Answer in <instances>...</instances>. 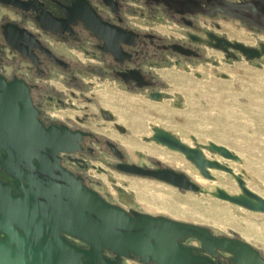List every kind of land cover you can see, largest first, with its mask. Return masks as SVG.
I'll return each mask as SVG.
<instances>
[{"label":"flooded vegetation","instance_id":"obj_1","mask_svg":"<svg viewBox=\"0 0 264 264\" xmlns=\"http://www.w3.org/2000/svg\"><path fill=\"white\" fill-rule=\"evenodd\" d=\"M166 24L182 27V36L164 34L161 29ZM231 24L239 25V35L255 36L257 44L231 38L223 31ZM238 43L255 49L257 59L264 60V0H0V79L12 91L5 94L17 98L5 110L0 106L1 122L4 118L16 121L11 132L0 123L1 145L4 137H12L13 144L4 142L13 153L12 163L4 162L7 150L0 145V165L13 172L0 167V184L12 196L21 197L20 186L30 184L29 179L44 186L67 180L74 186L80 183L121 209L128 222L143 221L141 215L153 217L147 220L151 235L168 243L179 236L189 264H264V252L237 236L218 234L206 226L208 230L176 226L163 219L178 220L136 208L133 196L117 184L109 169L155 180L164 170L176 169L151 154L147 159L140 154L142 160L132 159L119 138L129 130L117 122L113 110L99 109L98 117L113 124L111 134L101 132L76 116L78 106L70 97L93 87L117 88L156 104L169 100L180 109L185 100L181 92H168L173 86L169 71L181 63L206 61L208 49L227 60H239L243 54ZM215 64L212 71L220 75ZM196 76L203 75L197 71ZM48 131L60 138L56 147L26 146V135L45 138ZM152 135L151 130L147 137ZM95 169L99 174L110 172L107 180L116 194L99 174L92 173ZM62 236L79 249L90 248L77 237L64 232ZM4 238L0 233V239ZM103 256L95 264H157L143 261L134 252L119 256L105 249Z\"/></svg>","mask_w":264,"mask_h":264},{"label":"rangeland","instance_id":"obj_2","mask_svg":"<svg viewBox=\"0 0 264 264\" xmlns=\"http://www.w3.org/2000/svg\"><path fill=\"white\" fill-rule=\"evenodd\" d=\"M181 28L166 24L161 30L170 36H182ZM223 31L228 32L231 38H240L248 45L257 44L255 36L245 32L242 33L244 35H239L237 24H231ZM206 52V61L188 64L189 70L187 63H181V66H174L169 71L168 78L173 86L169 87L168 92H181L185 96L182 109L172 106L169 100L156 104L146 96H131L117 88L101 90L100 87H93L75 96L70 95L78 106L76 116L86 118V122H83L86 126L111 134L113 124L98 117L99 109L105 108L106 101L109 100L113 104L111 109L117 116V122L129 130L127 135L119 138L126 144L132 159L142 160L141 156L147 159L149 154L155 155L164 164L187 174L205 191L218 186L228 192L239 193L237 183L227 173L213 171L217 181L200 182L196 178L201 177L198 171L181 154L163 150L159 145L146 142L143 137L150 133V124L154 123L174 130L191 145V134L201 143L212 141L224 145L243 162L227 161L219 156L215 158L226 162L237 173L245 171L248 187L264 197V60L247 61L244 56L239 60H227L215 50L208 49ZM215 63L220 72L230 76L229 79L215 76L212 71ZM197 71L203 76L197 77ZM134 128L138 132L136 136ZM131 140L134 144L130 148ZM207 155L213 157L209 152ZM167 157H172L174 164ZM109 170L113 171L117 184L133 196L134 206L139 210L206 226L218 234L237 236L264 252V214L247 211L209 194L184 191L163 181L127 176L113 169ZM92 173L99 174L96 169ZM107 174L99 175L116 194L112 182L107 180ZM228 179L233 188L224 186ZM137 183L144 184L145 197L134 187ZM168 192L186 203L182 206H164L165 202L162 203L158 197H167ZM248 221L258 223L257 237L249 238L237 227L236 223L239 222L245 228Z\"/></svg>","mask_w":264,"mask_h":264},{"label":"water","instance_id":"obj_3","mask_svg":"<svg viewBox=\"0 0 264 264\" xmlns=\"http://www.w3.org/2000/svg\"><path fill=\"white\" fill-rule=\"evenodd\" d=\"M237 45L247 61L259 57L255 49L239 43ZM0 84L3 85V89L0 88L3 92L0 106L5 110L17 98L5 94L12 92L5 81L0 79ZM177 96L181 98V95ZM2 113L7 115L8 112ZM10 114L11 112L8 113ZM0 123L6 125L11 132L16 121L4 118ZM150 127L153 135L144 136L143 140L181 154L208 181H217L213 171L227 173L235 180L240 192L231 193L218 186L205 191L187 174L171 168L164 170L161 175L156 174L158 180L184 191L209 194L247 211L264 214V197L248 187L245 171L237 173L226 162L215 158L219 156L227 161L242 163L243 160L235 152L212 141L201 143L193 134L190 135L193 145H190L174 130L153 124ZM11 138L4 137V141L1 140L3 144L0 143L7 150L4 162L9 163H12L13 153L4 142L8 141V145L13 146ZM24 140L26 146L37 149L45 146L54 148L60 138L53 132L50 135L48 131L45 138L30 133ZM207 152L213 157H209ZM0 167L13 173L11 167ZM29 181L27 186H20L24 190L21 197L12 196L9 189L0 184V233L5 235L4 239H0V264H95L97 260H104L105 249H110L119 256L134 252L148 263L189 264L186 258L189 253L179 244V236H173L172 242L168 243L166 238L161 240L151 235L152 228L147 220H152L153 217L141 215L143 221L137 219L128 222L121 209L107 204L80 183L74 186L67 180L65 184L51 182L44 186L37 180ZM16 183L19 184L18 180ZM163 220L180 227L208 230L195 224L165 218ZM63 232L85 241L90 248L82 250L71 245L62 236ZM83 258L86 260L83 261Z\"/></svg>","mask_w":264,"mask_h":264},{"label":"bare ground","instance_id":"obj_4","mask_svg":"<svg viewBox=\"0 0 264 264\" xmlns=\"http://www.w3.org/2000/svg\"><path fill=\"white\" fill-rule=\"evenodd\" d=\"M105 106H107V108L109 107V108H111L112 107V103L111 102H106V104H105ZM134 133H135V136L138 134V132H137V129L136 128H134ZM134 143H133V141L131 140L130 141V144H129V147L131 148V146L133 145ZM167 159H168V161L170 162V163H172V164H174V161L172 160L173 158L172 157H167ZM197 178V180L198 181H200V182H207V180L206 179H204V178H201V177H199V176H197L196 177ZM212 182V181H211ZM224 186H226V187H228V188H233V186H231L230 185V183H229V179L227 180V182L224 184ZM229 186H231V187H229ZM134 187L137 189V190H140L141 191V193H142V195H143V197H145V194H146V192H145V186H144V184H135L134 185ZM158 199L159 200H161V202L163 203V202H165V203H163V205L164 206H168V207H172L173 205H179V206H182V204L183 203H186L185 201H179L178 200V197H176L174 194H172V193H167V197H164V196H159L158 197ZM237 224V227L238 228H240V229H242L243 230V232L246 234V236L247 237H257V234H258V232H259V225H258V223H255V222H251V221H248L246 224V227L244 228L243 227V224H241V223H239V222H237L236 223ZM241 224V226H239Z\"/></svg>","mask_w":264,"mask_h":264},{"label":"crops","instance_id":"obj_5","mask_svg":"<svg viewBox=\"0 0 264 264\" xmlns=\"http://www.w3.org/2000/svg\"><path fill=\"white\" fill-rule=\"evenodd\" d=\"M215 76H217V77H221V78H223V79H229L230 78V76L228 75V74H224V73H220V75H216L215 74ZM184 97V100H185V96L182 94V98ZM185 102V101H184ZM184 105V104H183ZM183 105L180 107V109H182V107H183ZM224 146V145H223Z\"/></svg>","mask_w":264,"mask_h":264}]
</instances>
